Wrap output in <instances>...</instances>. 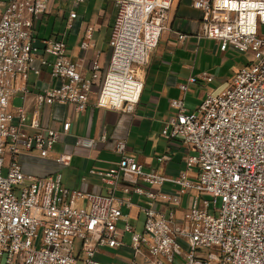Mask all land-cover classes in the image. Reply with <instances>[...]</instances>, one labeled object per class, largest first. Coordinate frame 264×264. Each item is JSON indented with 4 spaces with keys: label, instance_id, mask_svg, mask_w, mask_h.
Wrapping results in <instances>:
<instances>
[{
    "label": "built area",
    "instance_id": "2783aa9c",
    "mask_svg": "<svg viewBox=\"0 0 264 264\" xmlns=\"http://www.w3.org/2000/svg\"><path fill=\"white\" fill-rule=\"evenodd\" d=\"M51 1L0 0V264H104L96 255L123 247L124 233L131 237V264L138 257L144 264H264V0H219L222 7L217 0H192L203 13L197 38L213 41L222 53L250 54L252 60L224 92L207 95L196 111L188 112L182 99L172 101L174 112L162 136L180 139L197 153L185 158L178 177L145 172L120 141L121 160L111 169L90 172L107 186L104 196L69 191L60 175L38 178L24 172V155L45 156L61 136L41 128L38 111L60 105L84 113L95 96L99 109L133 113L144 87L140 71L167 30L175 0H110L118 11L104 74L96 59L84 78L63 41H44L45 53L54 58L51 75L62 83L35 96L28 123L25 107L11 103L16 94L29 92L12 88L7 79L29 71L37 51L34 23ZM76 16L70 13V21ZM90 42L88 31L82 49L88 50ZM70 128L66 122L64 130ZM58 161L68 167L71 157L60 155ZM166 185L172 189L165 190ZM117 193L171 207L195 195L182 222L173 211L165 216L148 206L142 208L143 232L125 221L122 234L123 208L132 204Z\"/></svg>",
    "mask_w": 264,
    "mask_h": 264
},
{
    "label": "crops",
    "instance_id": "0c3cea01",
    "mask_svg": "<svg viewBox=\"0 0 264 264\" xmlns=\"http://www.w3.org/2000/svg\"><path fill=\"white\" fill-rule=\"evenodd\" d=\"M218 1L217 6L222 7V3ZM117 11V5L110 0H84L79 4L73 0H52L47 12L35 21L33 38L37 51L34 61L24 76L7 79V85L12 88L21 87L29 92L27 97L23 93L16 94L11 103L15 108L14 102L18 99L20 105L17 108L25 107L28 123L34 117L35 96L62 83L51 75L54 58L45 53L43 42L55 39L63 41L66 44V55L78 64L84 78L90 77L91 67L96 59L104 74L111 58L109 39ZM72 12L77 16L70 21L69 15ZM202 20L203 13L192 7V0H175L167 30L163 33L149 64L140 71L144 87L133 113L99 109L95 106V96H91L86 111L80 114L71 106H43L38 111L40 126L58 131L61 134L60 140L45 156L24 155V172L38 178L60 175L62 184L69 191L104 196L108 191L107 186L90 172L113 168L122 158L116 151V145L124 141L126 154L134 157L145 172L157 171L171 178L178 177L185 170L184 160L190 150L180 139L168 140L162 136L165 124L174 112L171 103L173 100L182 99L186 108L187 96L194 87L226 83L227 78L217 77L213 72L217 67L210 60L205 63V59H210L212 54L220 56L222 60L218 68H221V64L224 65L227 60L226 56L234 53L231 49L222 53L213 41L197 38ZM88 31L91 35V46L88 50H83L81 46ZM42 61L47 65L42 66ZM192 78L196 80L195 83L189 82ZM184 85L187 90L182 92L180 87ZM226 89L227 87L223 90L218 88L214 93H205L194 105V109L199 107L207 95H218ZM66 122L71 123L68 132L64 130ZM60 155L71 157L70 166L64 167L59 163ZM163 156H169L171 160L160 164L158 160ZM190 176H194L193 173ZM164 189L169 191L172 187L166 185ZM194 195L192 193L184 197L179 206L171 207L117 193L118 197L132 204L131 208H123L125 218L118 224V229L123 234L127 221L137 233H142L145 220L142 208L148 206L154 207L165 216L173 211L176 221L180 223L190 208ZM127 237L130 235L124 233V246L117 251L128 258L118 259L115 264L133 262L131 237ZM181 245L185 248L183 243ZM135 264H144L142 258H136Z\"/></svg>",
    "mask_w": 264,
    "mask_h": 264
},
{
    "label": "rangeland",
    "instance_id": "374dc122",
    "mask_svg": "<svg viewBox=\"0 0 264 264\" xmlns=\"http://www.w3.org/2000/svg\"><path fill=\"white\" fill-rule=\"evenodd\" d=\"M227 60L224 65L221 64V68H218V65H220V62L222 58L216 54H212L210 59H205V63H207V60H210V63L217 67V70H214L213 72L216 74L217 77H226L227 81L226 83H223L221 85H218L217 83L204 86L201 88L194 87L193 91L190 90L187 99H186V109L189 111L194 112L196 108L194 109V105L198 103L200 100V97H202L207 92L214 93L219 88L220 90H223L224 88H228L230 82L233 79L234 72L237 70H240V68L246 66L249 64L252 60V56L250 54H240V53H233L228 54L226 56ZM233 71V74H232ZM20 105V102L18 99L14 102V107L17 108ZM190 153L189 155L195 156L197 153L194 149H189ZM220 208V202L217 203L216 209ZM128 238V237H127ZM130 238V237H129ZM128 238V239H129ZM129 243V240L128 242ZM127 259L128 257L123 255L121 252L117 250H108L104 249L100 253H98L95 257V260L104 264H113L118 259Z\"/></svg>",
    "mask_w": 264,
    "mask_h": 264
}]
</instances>
